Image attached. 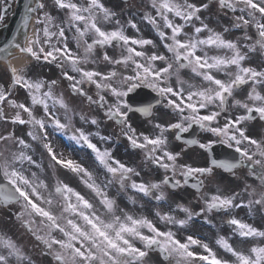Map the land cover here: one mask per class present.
<instances>
[{"label":"snow or ice","instance_id":"obj_1","mask_svg":"<svg viewBox=\"0 0 264 264\" xmlns=\"http://www.w3.org/2000/svg\"><path fill=\"white\" fill-rule=\"evenodd\" d=\"M124 5L28 0L23 39L0 45V264H149L150 253L157 264H264V225L234 215L264 219V134L252 131L264 125V0ZM10 11L0 0V24ZM144 89L150 98L134 101ZM194 126L199 139L187 138ZM56 137L87 152L92 170L65 158ZM121 140L139 164L115 157ZM225 174L239 191L219 186ZM197 222L230 234L214 248L189 234Z\"/></svg>","mask_w":264,"mask_h":264},{"label":"flooded vegetation","instance_id":"obj_2","mask_svg":"<svg viewBox=\"0 0 264 264\" xmlns=\"http://www.w3.org/2000/svg\"><path fill=\"white\" fill-rule=\"evenodd\" d=\"M137 120H143V119L137 116V117H135L134 122L137 121ZM256 123H257V122H253L254 126H253L252 131H253V135L256 136V137L258 138V136H259L260 134H264V125H262V123H260V124H261V131H260V130L258 131V127L260 126V124L256 125ZM134 126L139 127L138 124H134ZM141 130H143V129H141ZM134 165H136V164H134ZM211 187H212V188H215V187L213 186V184L211 185ZM130 206H131V205H130ZM240 218L243 219V220H246V221L249 222V223L254 224V226H258V227H259V226L264 225V219H262V218L259 216L258 212H257L255 209H253V211H252L251 214L248 213V209H245V210L242 212V215H241ZM215 219L218 221V222H216V223L218 224L219 221H220V219L217 218V217H215ZM218 225H222V224H218ZM225 227H226V226H225ZM216 229H217V228H215V231H216ZM223 230L225 231L226 229H223ZM223 235L228 236V234H223ZM215 237H216L215 234H212V235H210V236L208 237V239H207V242H209L210 245H212L214 248H215V246H214V239H215ZM231 242L234 243V246H239V245L237 244V242H236L235 239H234L233 241H231Z\"/></svg>","mask_w":264,"mask_h":264},{"label":"rangeland","instance_id":"obj_3","mask_svg":"<svg viewBox=\"0 0 264 264\" xmlns=\"http://www.w3.org/2000/svg\"><path fill=\"white\" fill-rule=\"evenodd\" d=\"M21 96V95H20ZM63 152H66L65 150ZM62 171H57L56 173H61ZM63 173V172H62ZM64 174V173H63ZM65 175V174H64ZM67 176V175H66ZM69 177V176H68ZM68 182L71 184V186H74V182L72 179H68Z\"/></svg>","mask_w":264,"mask_h":264}]
</instances>
